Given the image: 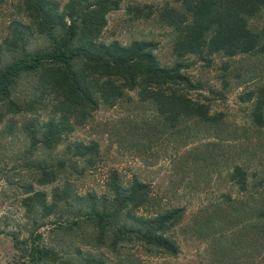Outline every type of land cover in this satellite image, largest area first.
I'll use <instances>...</instances> for the list:
<instances>
[{"label": "rangeland", "instance_id": "rangeland-1", "mask_svg": "<svg viewBox=\"0 0 264 264\" xmlns=\"http://www.w3.org/2000/svg\"><path fill=\"white\" fill-rule=\"evenodd\" d=\"M57 1L63 6L67 0ZM164 7L162 0H123L117 10L108 13L101 40L122 45L134 40L154 42L159 63L172 66L177 61L174 34L160 19ZM16 24H29L21 0H0V44ZM248 25L251 31L264 35V10L251 17ZM48 45L42 36H28L29 50ZM3 55L2 63L12 58L11 54ZM181 62L186 65L183 73L197 85L190 96L207 105L218 122L208 125L181 120L170 125L152 102L140 101L135 90L112 107L100 106L62 145L44 151L32 150L16 130L31 116L5 117L0 124V264H37L24 250L35 237L38 244L58 252V264H80L85 257L99 259L102 264H214L211 254L216 246L208 239L226 227L235 230L232 238L237 242L242 237L249 239L233 255L235 264H244L252 248L261 251L262 230L242 237L240 234L248 219L245 205L257 206V199L264 197V184L256 187L252 177H264V128L252 120L255 100H247L248 95L256 96L258 88L264 86V54H213L205 59L188 55ZM24 89L22 85L16 91L22 93ZM75 142L98 144L92 166L65 154V148ZM59 160L65 166L58 179L40 184L31 162L56 165ZM234 166L249 173L248 192H239L229 182ZM113 172L118 173L124 186L133 177L150 185L149 206L140 213L184 209L182 220L171 232L179 247L177 256L149 251L137 243L119 244L111 250L93 240L92 227L85 217L78 218L75 213L84 207L81 199L87 194L108 196L106 185ZM65 187L76 196L70 207L59 206L49 216L40 209L29 210L27 197L43 192L50 202L52 193ZM217 209L228 210L234 216L219 217L213 213ZM205 220L211 223L203 228ZM74 222L80 225L74 227ZM11 235L23 242L19 249L14 247Z\"/></svg>", "mask_w": 264, "mask_h": 264}, {"label": "trees", "instance_id": "trees-1", "mask_svg": "<svg viewBox=\"0 0 264 264\" xmlns=\"http://www.w3.org/2000/svg\"><path fill=\"white\" fill-rule=\"evenodd\" d=\"M122 1L67 0L61 6L57 0H21L29 24H16L0 44V124L7 116H31L16 130L32 150H55L100 106L112 107L135 90L138 99L152 102L170 125L181 120L214 124L218 119L209 113L208 106L190 96L197 85L183 73L186 65L181 60L188 55L205 59L213 54H264V35L251 31L248 25L251 17L264 10V0H162L165 7L160 19L173 31V53L177 58L170 67L159 63L154 42L134 40L122 45L101 40L108 13L117 10ZM29 35L46 38L48 47L29 50ZM4 53L12 58L2 63ZM22 85L25 89L19 93L16 90ZM252 99V120L264 128V86L258 88L256 96H247V100ZM98 152L96 142H75L65 148V154L85 160L90 166ZM31 163L40 184L54 183L65 166L62 160L56 165L46 161ZM253 176L255 186L261 187L264 177L258 180L257 175ZM228 179L239 192L249 191L250 175L240 166H234ZM106 186L108 196L87 194L81 199L84 207L75 213L78 218H86L97 245L114 250L119 244L137 243L162 255L179 254L171 232L182 220L183 208L143 214L140 212L148 208L151 200L149 184L133 177L124 186L118 173L113 172ZM75 198L65 187L55 190L50 202L43 192H35L25 200L29 210L40 209L44 216H49L59 206L70 207ZM257 200L259 205L248 203L244 207L248 219L241 237L257 230L264 232V197ZM213 213L224 218L234 216L228 210L217 209ZM75 222L72 226L80 225ZM210 223L205 220L203 228ZM234 234V229L226 227L210 236L208 240L216 246L211 254L214 264H235L233 255L249 239L246 236L237 242L232 238ZM11 238L19 249L23 242L15 235ZM37 240L35 237L24 248L28 259L37 264H58V252ZM261 248L260 252L252 248L244 264H264V236ZM80 264L102 261L85 257Z\"/></svg>", "mask_w": 264, "mask_h": 264}]
</instances>
